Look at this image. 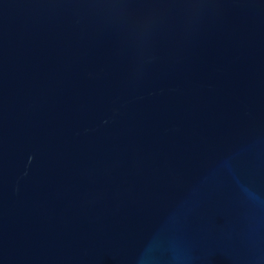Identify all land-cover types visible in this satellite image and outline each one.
I'll list each match as a JSON object with an SVG mask.
<instances>
[{"label":"water","instance_id":"water-1","mask_svg":"<svg viewBox=\"0 0 264 264\" xmlns=\"http://www.w3.org/2000/svg\"><path fill=\"white\" fill-rule=\"evenodd\" d=\"M0 264H264V0H0Z\"/></svg>","mask_w":264,"mask_h":264}]
</instances>
